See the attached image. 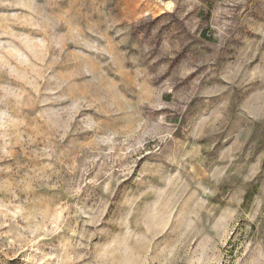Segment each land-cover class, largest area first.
Instances as JSON below:
<instances>
[{"label": "rangeland", "instance_id": "obj_1", "mask_svg": "<svg viewBox=\"0 0 264 264\" xmlns=\"http://www.w3.org/2000/svg\"><path fill=\"white\" fill-rule=\"evenodd\" d=\"M0 264H264V0H0Z\"/></svg>", "mask_w": 264, "mask_h": 264}]
</instances>
